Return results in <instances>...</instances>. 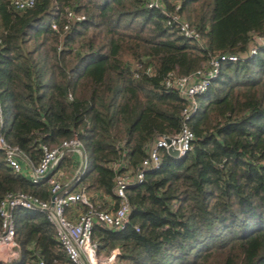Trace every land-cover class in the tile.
Segmentation results:
<instances>
[{"label": "trees", "instance_id": "1", "mask_svg": "<svg viewBox=\"0 0 264 264\" xmlns=\"http://www.w3.org/2000/svg\"><path fill=\"white\" fill-rule=\"evenodd\" d=\"M146 2L37 0L18 10L0 0L4 135L35 164L42 144L77 135L88 154L83 180L113 196L116 176L135 170L158 137L183 126L186 101L166 88L169 74L240 55L197 97L188 121L192 149L166 153L160 169L129 188L126 229L97 225L94 238L100 254L120 249L119 264H264V47L250 54L264 36V0H181L179 12L201 32L200 42ZM69 9L86 18L69 20ZM71 160L65 156L56 170ZM122 161L120 170L112 167ZM20 190L50 197L47 179L34 184L13 172L0 150V201ZM16 229L19 264H36L38 254L66 264L44 213L17 209Z\"/></svg>", "mask_w": 264, "mask_h": 264}, {"label": "built area", "instance_id": "2", "mask_svg": "<svg viewBox=\"0 0 264 264\" xmlns=\"http://www.w3.org/2000/svg\"><path fill=\"white\" fill-rule=\"evenodd\" d=\"M171 1L175 7L173 12L168 10L165 0H147L146 7L165 13L169 17L168 24L174 26L181 36L200 42L201 32L179 12L181 0ZM36 3L37 0H13V5L18 10L33 8ZM67 16L72 21H82L86 18L71 9L68 10ZM53 28H58L57 23H53ZM65 28L68 29L69 24ZM256 42L257 44L250 50L251 56L257 55L260 48L264 47V36L256 37ZM2 46L3 41L0 38V50ZM240 59V55L221 54L211 58L203 68L192 74L178 75L175 72L169 74L164 83L166 88L176 89L186 101L183 126L178 132L158 137L148 149V155L135 170H128L116 176L114 198L108 208L95 202L91 190L83 180L88 167V154L79 137L74 135L54 147L42 144L41 158L35 164L29 155L6 139L5 115L0 95V150L5 154L7 165L13 172L25 176L34 184L47 179L50 191L48 199L23 190L10 191L1 199L0 252L4 254L6 252V258L11 261H21L22 249L16 229V211L23 208L45 214L54 227L59 246L66 255V264H119L118 257L121 253L119 248L113 249L110 254L99 253L100 245L94 238L95 227L102 225L114 230H124L129 226L131 212L129 188L143 183L148 171L160 169L164 155L166 153L171 155L170 148L178 151V157L186 155L192 149L195 133L188 121L198 110L197 97L211 87L225 61L237 62ZM147 72L152 74V69L149 67ZM67 155H77L80 160L74 178L71 181H62L52 173ZM23 163L31 166L29 171H24ZM123 166V161L112 164L116 170ZM136 229L139 230V227ZM36 264L47 263L38 254ZM55 264L59 262L55 260Z\"/></svg>", "mask_w": 264, "mask_h": 264}, {"label": "crops", "instance_id": "3", "mask_svg": "<svg viewBox=\"0 0 264 264\" xmlns=\"http://www.w3.org/2000/svg\"><path fill=\"white\" fill-rule=\"evenodd\" d=\"M70 156V155H69ZM71 164L68 165L66 168H59L58 170L54 171L52 174L62 181H71L74 178L76 169L79 165V157L77 155H71ZM24 171H29L31 166L27 163H23ZM92 192V191H91ZM94 200L96 203L105 206L108 208L109 204L111 203L114 196L109 194H102V193H95L92 192Z\"/></svg>", "mask_w": 264, "mask_h": 264}, {"label": "rangeland", "instance_id": "4", "mask_svg": "<svg viewBox=\"0 0 264 264\" xmlns=\"http://www.w3.org/2000/svg\"><path fill=\"white\" fill-rule=\"evenodd\" d=\"M6 256H7L6 252L5 254L4 252H0V258H2V260L0 261V264H15V263L19 264V262H14V261L7 259Z\"/></svg>", "mask_w": 264, "mask_h": 264}, {"label": "water", "instance_id": "5", "mask_svg": "<svg viewBox=\"0 0 264 264\" xmlns=\"http://www.w3.org/2000/svg\"><path fill=\"white\" fill-rule=\"evenodd\" d=\"M169 153L172 155V156H174V157H178V151L177 150H175V149H173V148H170L169 149Z\"/></svg>", "mask_w": 264, "mask_h": 264}]
</instances>
